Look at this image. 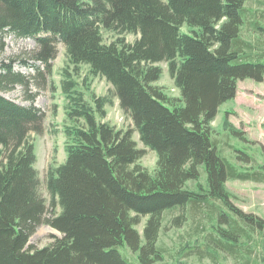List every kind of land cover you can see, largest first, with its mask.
I'll return each mask as SVG.
<instances>
[{"label": "trees", "instance_id": "trees-1", "mask_svg": "<svg viewBox=\"0 0 264 264\" xmlns=\"http://www.w3.org/2000/svg\"><path fill=\"white\" fill-rule=\"evenodd\" d=\"M246 1L0 0V36L36 37L29 54L0 60V264H136L120 250L124 243L141 264H152L163 257V214L173 208L198 217L209 206L216 223L228 226L216 243L227 252L250 230L264 236V218L238 208L226 188L229 178L264 182V166L240 170L211 137V122L235 97L238 80L264 77L263 48L241 35ZM248 26L264 33L258 19ZM104 30L119 35L106 41ZM59 43L69 64L60 80L66 158L46 171L48 198L30 135L44 130L46 113L30 86L34 80L37 90L46 86L44 71ZM163 61L178 95L158 84ZM15 62L36 73L16 70ZM82 65L109 82L132 127L106 119L110 97H86L78 81ZM16 84L28 104L2 93ZM134 131L157 153L153 170L137 163L144 150ZM202 170L205 187H191ZM43 224L59 234L33 247L29 239Z\"/></svg>", "mask_w": 264, "mask_h": 264}, {"label": "rangeland", "instance_id": "rangeland-1", "mask_svg": "<svg viewBox=\"0 0 264 264\" xmlns=\"http://www.w3.org/2000/svg\"><path fill=\"white\" fill-rule=\"evenodd\" d=\"M245 5L248 16L246 24L241 28V35L264 50V33H256L248 26L253 19H258L264 24V18L261 17L264 11V0H247ZM182 29L188 31L189 27L185 25ZM103 34L106 41L119 35L109 30H104ZM123 36L130 41L136 37L134 33H125ZM1 39L0 60H8L17 54H29L36 48V40L31 37L17 38L13 34H5L0 36ZM160 64L163 71L158 84L164 86L170 95H178L179 91L174 88L167 63L163 61ZM68 65L65 48L60 43L56 57L51 60L50 70L44 71L47 77L46 86L37 90L35 80L30 86V90L36 93L35 104L46 113L44 130L40 133L32 131L30 135L35 144V165L42 181L43 193L48 198H50L49 192L43 184L46 171L66 158V135L63 127L68 120L64 110L65 99L60 80L63 68ZM14 68L26 74L34 71L32 66L21 62H15ZM80 71L79 87L84 90L86 97L91 99L94 95H106L111 98V103L106 106V119L118 128L132 127L131 117L120 108L118 99L110 90L109 82L100 75L89 73L87 65H82ZM2 93L19 103H29L24 97V90L20 84ZM211 128V137L219 152L240 170L264 166V77L260 81L252 78L238 80L235 97L221 104L217 116L211 122ZM133 137L138 146L144 150V154L137 163L153 170L157 163L156 151L143 144L137 131H134ZM238 155H242L241 157L245 160H240ZM248 155L250 158H247ZM199 183L203 187L206 185V175L203 170L198 182L191 181L189 185L195 188ZM226 188L231 194L232 202L238 208L245 213H254L264 218L263 181L229 178L226 180ZM181 213L184 212L178 208L164 212L158 239L163 257L152 264H264V236L260 232L250 230L245 237H239L235 252H227L218 248L216 243L222 236L220 228L228 226L227 224L219 226L216 223V216L211 214L209 206L205 205L198 217L188 210L184 216L177 218ZM146 218L147 216L143 217L139 225L141 233H143ZM57 234H59L57 229L49 224H43L32 234L29 243L33 247H42L52 241ZM120 250L131 261L141 264L138 253L128 244H122Z\"/></svg>", "mask_w": 264, "mask_h": 264}]
</instances>
